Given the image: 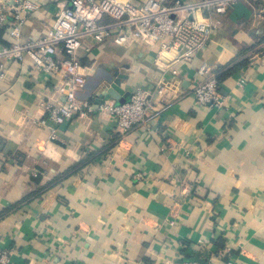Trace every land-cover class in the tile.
<instances>
[{
    "label": "crops",
    "instance_id": "obj_1",
    "mask_svg": "<svg viewBox=\"0 0 264 264\" xmlns=\"http://www.w3.org/2000/svg\"><path fill=\"white\" fill-rule=\"evenodd\" d=\"M21 27L7 23L0 44L44 35L66 0H33ZM199 1V0H184ZM209 42L176 65L174 94L154 96L146 124L127 133L97 109L104 94L154 88L171 74L156 47L85 39L80 49L93 111L49 138L51 77L29 58L5 63L0 81V249L11 264H264V1H243ZM202 61L219 72L220 108L191 89ZM244 74L246 83L237 84Z\"/></svg>",
    "mask_w": 264,
    "mask_h": 264
},
{
    "label": "built area",
    "instance_id": "obj_2",
    "mask_svg": "<svg viewBox=\"0 0 264 264\" xmlns=\"http://www.w3.org/2000/svg\"><path fill=\"white\" fill-rule=\"evenodd\" d=\"M243 1L257 0H66L44 35L0 44V81L5 78L6 62L25 58L51 77L53 96L45 102L46 117L39 122L49 124V138L55 139L58 126L72 119H85L93 111L79 94L87 83L79 53L85 39L117 44L137 40L156 47V61L170 72V77L159 76L152 90H131L123 102L105 98L97 105L99 111L113 119L119 132L127 133L146 124L148 113L155 106L154 96L174 94L176 65L193 59L221 25V17ZM36 8L33 0H0V30L7 23L21 27ZM263 55L264 39L246 53L247 65H254ZM196 73L191 89L195 101L209 107L223 106L226 96L220 91L217 68L202 61ZM246 80L241 74L237 84L242 86ZM0 264H11L9 252L4 249H0ZM179 264L209 263L190 259ZM226 264L234 262L230 259Z\"/></svg>",
    "mask_w": 264,
    "mask_h": 264
},
{
    "label": "water",
    "instance_id": "obj_3",
    "mask_svg": "<svg viewBox=\"0 0 264 264\" xmlns=\"http://www.w3.org/2000/svg\"><path fill=\"white\" fill-rule=\"evenodd\" d=\"M122 92H123L122 89L116 87L115 89H109V90L106 92L107 94H104V95H105L104 97H107V95H112L114 98L118 99V102H123V101H125V100L128 98V96H129V92H126V93L124 94V97L121 98L120 96H121V93H122Z\"/></svg>",
    "mask_w": 264,
    "mask_h": 264
}]
</instances>
